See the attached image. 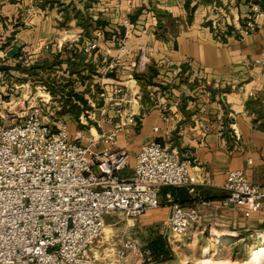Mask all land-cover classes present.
I'll return each mask as SVG.
<instances>
[{
    "label": "crops",
    "instance_id": "0c3cea01",
    "mask_svg": "<svg viewBox=\"0 0 264 264\" xmlns=\"http://www.w3.org/2000/svg\"><path fill=\"white\" fill-rule=\"evenodd\" d=\"M29 1L0 3L5 27L20 20L14 22L16 43L6 47L0 67L22 76L18 64L51 68L71 81L65 91L81 94L89 113L100 119L105 111V118L112 119L104 130L118 121L106 102L114 85L122 84L141 96L126 109L134 113L136 125L128 134L121 132L113 148L130 154L124 176L132 174L141 147L156 141L192 161L189 174L195 184L168 190L184 209L213 224L264 228V210L244 218L233 209L218 208L229 170L242 171L252 184L264 186V119L246 107L249 103L264 115L263 0H41L40 15L25 20ZM252 18L260 28L243 33ZM66 30L97 41L98 50L85 54L81 42L68 48ZM119 39L125 41L124 54L118 52ZM15 51L21 56L12 57ZM177 66L184 69L179 78L172 75ZM60 119L72 138L86 135L87 128L72 113L64 112ZM151 215L169 225V208Z\"/></svg>",
    "mask_w": 264,
    "mask_h": 264
},
{
    "label": "built area",
    "instance_id": "2783aa9c",
    "mask_svg": "<svg viewBox=\"0 0 264 264\" xmlns=\"http://www.w3.org/2000/svg\"><path fill=\"white\" fill-rule=\"evenodd\" d=\"M259 28L252 18L242 30L253 33ZM68 33L63 32L68 48L81 42L85 54L98 50L97 41ZM118 43L119 54L126 53L124 39ZM172 75H184L183 67L174 68ZM132 100L140 101L141 96L115 84L106 104H111L118 121L104 130L112 121L105 111L100 119L89 113L82 122L86 135L72 138L64 120H43L37 102L18 115L7 110L9 104L0 97V264H101L86 254L104 233L106 217L116 213L137 217L167 207L173 236L201 224L200 215L184 209L171 194L163 203L160 200L163 188L195 184L189 174L192 161L182 160L176 149L156 141L143 145L132 174L124 176L130 154L113 148L118 135L136 125L134 113L126 110ZM16 117L17 123H8ZM223 189L226 196L218 208L233 209L244 218L264 210V186L252 184L244 172L227 171ZM129 253L141 255L134 241L123 245L118 261Z\"/></svg>",
    "mask_w": 264,
    "mask_h": 264
},
{
    "label": "rangeland",
    "instance_id": "374dc122",
    "mask_svg": "<svg viewBox=\"0 0 264 264\" xmlns=\"http://www.w3.org/2000/svg\"><path fill=\"white\" fill-rule=\"evenodd\" d=\"M21 1L17 0V3ZM40 5L41 0H30L23 18L26 20L39 16ZM15 21L20 22V20ZM15 21L12 20L13 25L9 24L10 27L7 28L0 17V58L2 59H5L4 51L8 49L6 47L11 46L12 42L16 43L12 36L18 30L17 26H14ZM4 30L3 34L7 35H2ZM0 63H2L1 59ZM35 69L31 72L25 71V75L22 76L11 71L10 67L2 65L0 67V97L9 104L7 110L12 108L18 115L37 102V110L43 120L56 123L61 120L60 116L64 112L71 110L70 107L65 106L67 101L59 93V88L67 89L71 81L58 77L57 73L49 72L51 68L48 69L46 66L37 68L39 73H36ZM77 90H82L81 86L77 85ZM17 121L18 117L8 123L14 124ZM152 212L148 211L137 217H129L123 213L107 216L104 233L86 256L101 264H237L247 263L255 255L258 247L264 243V229L226 226L213 224L214 222L210 221H202L200 225L185 234L173 236L169 225L153 218ZM157 236H162L166 240L170 252L167 258L160 261H154L144 250ZM132 241L137 244L141 255L129 253L125 260L118 261L120 249L127 242ZM147 258L152 260L148 262ZM260 264H264V258Z\"/></svg>",
    "mask_w": 264,
    "mask_h": 264
},
{
    "label": "trees",
    "instance_id": "16d2710c",
    "mask_svg": "<svg viewBox=\"0 0 264 264\" xmlns=\"http://www.w3.org/2000/svg\"><path fill=\"white\" fill-rule=\"evenodd\" d=\"M262 6L264 7V0L262 2ZM12 57L17 58L21 56L20 52H12L11 53ZM17 67V68H16ZM16 70H21V71H31L33 69H23L20 64L16 65ZM5 70H9V68H4ZM145 78H141L142 80ZM54 87L56 88V85L54 84ZM59 93L65 98L67 101V104L65 103V106H68L71 108L68 112L72 113L76 120L83 125L86 117L88 116L89 113V107L87 104V101L84 99V97L81 94L75 93L73 90L65 91V87L59 88ZM70 105V106H69ZM66 107V109H69ZM65 109V108H64ZM83 122V123H82ZM171 187H167L164 189V195L167 193L171 194L170 190ZM172 189V188H171ZM173 196V194H171ZM174 197V196H173ZM174 199L178 201L175 197ZM179 202V201H178ZM180 203V202H179ZM181 205V204H180ZM264 229V228H263ZM145 252H147L154 261H160L164 260L167 258L170 254L166 240L162 236H157L155 239H153L146 247H145Z\"/></svg>",
    "mask_w": 264,
    "mask_h": 264
},
{
    "label": "bare ground",
    "instance_id": "6f19581e",
    "mask_svg": "<svg viewBox=\"0 0 264 264\" xmlns=\"http://www.w3.org/2000/svg\"><path fill=\"white\" fill-rule=\"evenodd\" d=\"M262 258H264V243L258 247L257 251L255 252V255H253L247 263H237V264H260Z\"/></svg>",
    "mask_w": 264,
    "mask_h": 264
},
{
    "label": "water",
    "instance_id": "95a60500",
    "mask_svg": "<svg viewBox=\"0 0 264 264\" xmlns=\"http://www.w3.org/2000/svg\"><path fill=\"white\" fill-rule=\"evenodd\" d=\"M246 107H247L248 110L252 111L254 114H257L258 116H260L261 118L264 119L263 113L260 112V111L255 110L254 108H251L249 103H246Z\"/></svg>",
    "mask_w": 264,
    "mask_h": 264
}]
</instances>
